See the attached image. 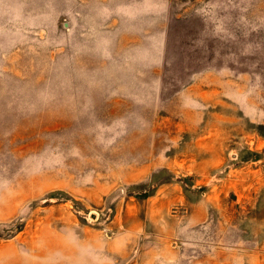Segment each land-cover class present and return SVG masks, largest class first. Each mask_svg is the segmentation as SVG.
Returning a JSON list of instances; mask_svg holds the SVG:
<instances>
[{"label":"rangeland","instance_id":"obj_1","mask_svg":"<svg viewBox=\"0 0 264 264\" xmlns=\"http://www.w3.org/2000/svg\"><path fill=\"white\" fill-rule=\"evenodd\" d=\"M0 264H264V0H0Z\"/></svg>","mask_w":264,"mask_h":264}]
</instances>
